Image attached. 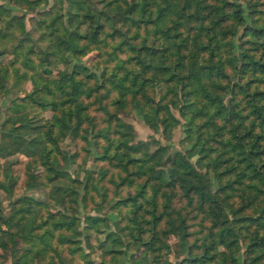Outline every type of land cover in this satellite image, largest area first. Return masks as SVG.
I'll return each instance as SVG.
<instances>
[{"label": "trees", "instance_id": "1", "mask_svg": "<svg viewBox=\"0 0 264 264\" xmlns=\"http://www.w3.org/2000/svg\"><path fill=\"white\" fill-rule=\"evenodd\" d=\"M11 1L25 9H34L36 5L35 0ZM69 1V8L64 11L65 28L60 22V11L49 12L43 20L47 29L40 36L48 38L45 45H36L37 37H33L25 27L23 14L14 15L10 20L0 14V40L9 34L11 28L17 30L11 49L17 55L23 48L22 65L36 66L30 57L35 46L41 54L37 64L44 70H48L47 64L52 62L50 56L58 52L72 55L77 60L69 70H60L56 77L44 78L42 86L38 83L41 78L31 75L32 87L20 99L29 98L39 106H50L53 115L42 119L33 113L22 112L16 117L21 129H17L11 117L3 119L0 155L22 152L44 165L49 171L47 179L51 182L49 196L53 202L63 205L66 197L74 195L76 190L74 185L57 175L50 144L58 135L70 133L75 137L79 134L86 107L79 96L89 95L103 87V97L116 89L113 102H121V97L130 93L133 105L143 110L140 101L147 95V83L151 76L156 81L161 79L165 87L162 97L170 94L164 103L151 104L152 108L157 115L168 103L177 106L179 114L185 119L187 132L189 129L195 132L192 147L197 157L192 162L183 152L175 149L169 158L168 173L162 167H156L154 156L159 153L158 150L149 153L139 144H128L126 139H119L118 136L113 139L108 127L104 128L100 133L106 140L102 149L106 154L104 156L120 168L116 179L112 178L115 186L130 184L135 178L145 175L144 179L136 182L137 188L133 193L119 194L113 203L133 206L129 218L137 222L135 234L143 232L144 222H148V229L155 230L157 220L163 215L165 225L160 231L153 232L154 238H159L158 233L167 234L182 226L183 239L175 248L177 260L174 264H264V16L261 14L264 0H243L248 3V10L245 11L247 18L240 3L233 0H122L123 3L104 0L100 7L94 0ZM1 5L0 11L4 9ZM191 6L192 9L187 11ZM199 8H203L201 13ZM171 9L176 14L171 15L170 23L164 25ZM96 16L107 19L111 28L107 31L110 38L118 37L111 53L116 54L118 49L130 51L127 58L129 61L133 59L134 66L126 67L120 77L107 75L98 81L96 71L81 61L88 45L103 38H98L99 32L104 29L102 23L94 25ZM189 16L197 22L187 26L186 33L190 28L192 32L186 34L178 27L183 21L188 23ZM118 17L126 22L125 29L116 24ZM86 19L93 25L92 31L89 26L83 25ZM149 23L153 25L154 39L158 41L149 44L144 33L134 40L140 34L141 25ZM239 24H242L239 36L249 45L244 48L238 45L242 49L235 51L231 37ZM160 33H163L162 36ZM2 51L3 45L0 44ZM104 72L103 69L101 74ZM7 76V68L0 64V87L5 86ZM89 78L92 85L87 81ZM41 88L44 95L37 94ZM47 94H50L49 99ZM101 108L111 122L114 113L108 104L101 103ZM201 116L204 120L196 124V118ZM160 120H167V116L163 113ZM117 123L116 130L123 134V124L120 121ZM201 125L203 128L200 129ZM212 142L225 147L223 153L229 152L227 156L220 158L219 149L214 151L216 148ZM110 145H113L111 153ZM113 158L115 161H112ZM13 178L6 170L3 185L8 194L13 192ZM246 188L248 191L244 195ZM175 193L181 196L182 207L190 206L188 212L195 210L194 215L199 214L197 227L190 228L188 219L191 215L182 211V207L173 205ZM233 195L240 198L235 202ZM242 198H245V203ZM142 199L143 204L146 203V211L150 213L136 220L135 214L142 206ZM33 207L30 201H26V204L13 205L7 217L0 211V223L3 221L7 226L0 225V231L9 238L5 240L0 235V248L7 247L9 241L13 245L11 236L14 233L10 228L23 222L25 229L20 237L25 241H34L36 246L39 245L37 242L43 244L36 254L44 252L53 237L58 243H68L71 252L78 250L76 236L81 231L77 226V213L61 211L52 219L38 220ZM156 209L160 210L157 216ZM204 218L208 224L203 223ZM101 221L102 216L88 212L84 215V228L100 230L96 225ZM252 222L257 226L250 232ZM89 235L86 233L84 236L88 245ZM238 242H241L242 251H239ZM25 248L19 255L12 254L13 264H30L31 245ZM165 264L173 262L167 259Z\"/></svg>", "mask_w": 264, "mask_h": 264}, {"label": "rangeland", "instance_id": "2", "mask_svg": "<svg viewBox=\"0 0 264 264\" xmlns=\"http://www.w3.org/2000/svg\"><path fill=\"white\" fill-rule=\"evenodd\" d=\"M36 5L34 9H25L19 7L11 0H0L1 7L4 8L0 11V14L5 19H9L12 16L24 15L25 27L31 32L33 37H37L36 45H45L48 38L42 39L40 34L46 31L44 19H46L49 12L55 10L62 12L61 25L63 28L67 26L65 10L69 8V0H35ZM96 6L100 7L104 0H94ZM121 3L122 0H119ZM240 3L243 8V15L247 18L245 11L248 10V3L243 0H233ZM89 7V4L86 3ZM264 7L263 5H261ZM187 11L192 9V6L187 8ZM203 8H199L201 13ZM98 15V12L96 13ZM175 10H170L166 16L167 20L164 25L170 23V16H175ZM264 16V11H261ZM94 25L99 23L103 24V31H100L98 38H102L97 43H91L88 45L87 50L81 55V61L87 63L91 69L96 71L99 75L98 81H101L103 77L109 75H115L120 77L124 73L126 67H133V59L129 61L128 54L130 51H121L118 49L117 53H111L112 45L118 37L110 38L107 35V31H110V26L106 18L96 16ZM116 24L121 29L127 27L126 22L121 21L122 18H117ZM10 20V19H9ZM189 22L181 21V25L178 27L186 33V28L189 25H195L197 21L193 20L192 16H189ZM83 25L89 26L91 31L93 25L86 19ZM9 34L0 40V44L3 45V51L0 52V64H3L7 68L8 76L4 87H0V129L1 121L6 117H11L12 122L16 125L17 129H21L19 120L16 118L18 114L33 113L42 119H49L53 115V110L50 106H39L29 98L27 100L20 99L24 93L28 92L32 87L31 75L33 77H40L38 82L39 86H42L44 78L56 77L60 70H69L73 63H76V59L72 55H61L60 52L50 56L52 62L47 64L48 70H44L41 65L37 64L41 54L38 52V48L35 46L34 51L30 52V57L33 63L36 65L28 67L22 65V50L19 54H14L11 49V45L18 34L15 28H11ZM242 24L236 26V33L231 37L233 49L237 51L248 47L247 42H243L240 38ZM140 34L134 37V40H138L142 34L147 35L146 41L149 44L157 42L154 39L153 25L151 23L146 26L141 25L139 28ZM191 28L187 33L190 34ZM130 33V31L128 32ZM186 33V34H187ZM160 33L159 35L162 36ZM149 39H152L150 41ZM250 50V49H249ZM127 52V53H126ZM127 59V61H126ZM105 70L104 74H101L102 70ZM23 72L26 74L23 75ZM108 75V76H107ZM88 83L92 85V80L89 78ZM147 95L143 96L140 103L143 105V110L140 107L133 105V100L130 99V93H125L123 100L118 101L116 104L114 101L116 89H112L108 95H103L104 88L99 87L93 93L89 95L82 94L79 96L83 103L86 105L83 113L85 115L84 121L81 124L79 134L72 137L70 133L65 135H58L51 142L52 148L51 155L55 158V169L57 175L72 185H74L76 193L72 196H67L64 204H58L53 202L49 196V190L51 189V182L47 179L49 173L45 169L44 165L40 164L33 159L31 155H26L22 152H15L10 155H0V211L7 217L11 212L13 205L26 204V201L34 206L36 211V217L38 220L47 218L52 219L58 216L59 212L70 213L74 212L79 215L78 229L81 231L78 237V250L71 252L70 245L68 243H58L54 240V237L50 240V244L45 246V251L36 254V251L43 244L34 241H25L20 236L25 229V224L19 222L10 229L14 235L11 236L12 242L7 243V247L0 248V264H13L12 257L14 252L16 255L21 254L25 247L31 245L30 264H165L167 259H171L173 264L176 262V247L178 243L183 239V228L180 226L175 231L167 234L158 233L159 238L153 237V232H158L165 225V216L157 220L155 230L148 229V222L142 223L143 232L138 235L136 233L135 226L137 222L129 218L132 214L133 206L120 205L113 203L117 196L125 195L127 192L133 193L137 188L136 182L145 178V175H141L135 178V181L128 184L115 186L112 182V178L116 179V172L120 170L118 165H114L108 157L104 156L103 146L106 140L102 136L101 131L108 127L110 137L115 139L117 136L120 139H126L128 144H139L141 149L146 148L147 152L152 153L158 150V154L154 156L156 167H162L166 172L170 171L169 158L173 155L175 149L183 152L190 161L194 162L197 157L195 149L192 147V143L195 139V132L189 129L187 132L185 119L179 114L177 106L173 104H166L164 109L160 110L159 114L153 110L151 104L164 103L167 101V96L162 97V93L165 92V87L162 80L156 81L152 76L147 83ZM41 88L37 94L44 95ZM58 92V91H57ZM56 92V93H57ZM58 94V93H57ZM148 96V97H147ZM47 99L50 98V94L46 95ZM149 101H148V99ZM116 99V98H115ZM126 100V101H125ZM106 102L110 110L114 113L111 122L107 119L106 114L101 108V103ZM167 103V102H166ZM164 111V112H163ZM165 114L167 120H160V115ZM117 117V118H116ZM197 123H200L203 116L196 118ZM200 119V120H199ZM123 124L121 127L123 134L116 130L119 126L118 121ZM203 128L202 125L200 129ZM216 148L219 149L220 158L226 157L227 153H223L225 147L220 143L212 142ZM110 153L113 150V145H110ZM122 149V148H121ZM140 153V152H138ZM213 153V152H211ZM236 157V156H235ZM234 157V158H235ZM112 161H115L113 158ZM240 165V163H239ZM9 170L14 176L15 181L12 194H8V191L4 187L5 171ZM241 184L240 186H242ZM149 192V187L147 188ZM177 189V188H176ZM244 195H246L248 188H246ZM236 192L238 190H235ZM235 202L240 198L238 196H232ZM21 199V200H19ZM27 199V200H26ZM18 200V201H17ZM25 200V201H24ZM140 200V197L139 199ZM242 198L241 201H244ZM16 201V202H15ZM15 202V204L13 203ZM173 205L182 207L183 200L178 193H175L173 197ZM245 203V201H244ZM145 204L137 209L135 214L136 220L141 219V215L144 217L149 216L150 212H147ZM247 205V204H246ZM190 206L182 207V211H187L188 222L191 223L190 228L197 227L199 223L198 215H194L195 210L189 211ZM249 208V207H247ZM245 208V209H247ZM159 209L155 210L156 216ZM88 212L103 217L96 226L100 227V230L88 227L84 228V215ZM208 222L203 220V223ZM1 226L6 228V224L2 221ZM257 225L252 222L249 226V231H253ZM40 229V228H39ZM40 231V230H39ZM133 231V234L131 232ZM89 233V245L84 236ZM110 235H107L109 234ZM1 237L5 240H9L7 234L0 231ZM114 237V239H112ZM239 251H242L241 242H238ZM169 245V247H167ZM15 248V250H14ZM111 248L109 251L107 249ZM220 249V248H218ZM180 253L183 254L182 251ZM13 254V255H12ZM35 254V257L33 255ZM15 256V255H14ZM179 259V258H178ZM216 260V259H215Z\"/></svg>", "mask_w": 264, "mask_h": 264}]
</instances>
